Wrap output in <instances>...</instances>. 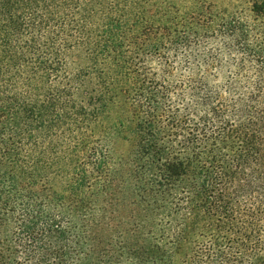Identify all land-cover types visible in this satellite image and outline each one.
Segmentation results:
<instances>
[{
    "label": "trees",
    "instance_id": "16d2710c",
    "mask_svg": "<svg viewBox=\"0 0 264 264\" xmlns=\"http://www.w3.org/2000/svg\"><path fill=\"white\" fill-rule=\"evenodd\" d=\"M247 3L0 0V264H264V0ZM178 51L226 77L176 88L159 71Z\"/></svg>",
    "mask_w": 264,
    "mask_h": 264
},
{
    "label": "rangeland",
    "instance_id": "374dc122",
    "mask_svg": "<svg viewBox=\"0 0 264 264\" xmlns=\"http://www.w3.org/2000/svg\"><path fill=\"white\" fill-rule=\"evenodd\" d=\"M163 1V0H160ZM171 4L175 3L179 8H182L181 10L185 8H191L194 5H196V2L198 0H168ZM215 1L217 4H219L222 8H227L229 11H236L241 12L243 14H247L249 10V3H247V0H212ZM172 55H169L170 61H171V67H169V70H162L159 71L161 76H165L168 74V80L171 82L170 84L174 85L176 88L183 89L185 91L188 90V88L191 85V82L193 80H200V78H203L204 76H209L213 82L219 80L222 81L223 78L226 76L223 74V72L218 71L217 69L210 67H202L200 71H197V75H192V66L191 63L200 64L201 59H194L189 58L190 55H194L197 53H189L185 51H178L177 54L171 53ZM175 54V55H174ZM166 55V54H165ZM146 62L150 64L149 66L152 68V65L156 70L161 67L160 65V57L158 55H150L146 57ZM225 76V77H224ZM116 117L115 112L111 113L110 118ZM106 122V121H105ZM129 149V144L125 143H117L115 145V150L117 151V154L126 152Z\"/></svg>",
    "mask_w": 264,
    "mask_h": 264
}]
</instances>
